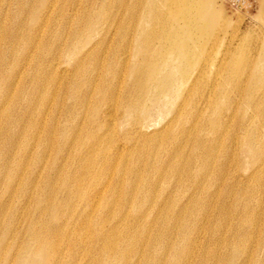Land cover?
<instances>
[{
  "label": "bare ground",
  "instance_id": "bare-ground-1",
  "mask_svg": "<svg viewBox=\"0 0 264 264\" xmlns=\"http://www.w3.org/2000/svg\"><path fill=\"white\" fill-rule=\"evenodd\" d=\"M0 1V264H235L264 230V41L226 43L221 0ZM111 9L119 39L86 42Z\"/></svg>",
  "mask_w": 264,
  "mask_h": 264
},
{
  "label": "rangeland",
  "instance_id": "rangeland-1",
  "mask_svg": "<svg viewBox=\"0 0 264 264\" xmlns=\"http://www.w3.org/2000/svg\"><path fill=\"white\" fill-rule=\"evenodd\" d=\"M81 1L83 2V4L82 5L79 4L80 6L78 5L80 7V12L78 15L79 17H81V14L84 11L85 4H86V0H81ZM221 1L223 2L224 13L230 22V26H228L226 28V32L228 31L227 37H225L226 43H229V41H230L229 39L231 37H229V35L231 34L230 32L232 31L231 27L235 24L234 22H238V20L241 19L243 22L240 26V38L247 37L250 35L249 39L247 37V40H248L247 46L249 48L248 50H250V52H248V54H250L252 56H256L259 53V51L261 50L260 49L262 47L261 44L264 41V32L261 30L260 24H259L260 12H261V4L259 3L260 0H241V1L236 0V2L230 1V0H221ZM244 1L247 4H243ZM0 5L2 8H4L7 4L0 1ZM7 10H8V6H7L5 11H7ZM66 13L69 15V17L71 19L73 16L76 15L75 10L74 11L70 10V3L67 5ZM112 13L113 12L111 9V14L104 20L106 23L103 21L102 22L103 24L102 23L98 24L99 26L98 25L96 26L97 28H95L94 32L87 39L86 42H88V40L98 41L101 38H106L109 41L110 40L116 41L119 39V37H118L119 35L117 33L118 23L123 21V14L121 11V14H119L118 19L116 21V19L114 18V14H112ZM113 18H114V20H113ZM25 22H27V24L28 23L29 24L23 29V31L21 33L22 36L23 35H25V36L29 35L27 30L30 27L31 19L28 17ZM80 23L82 24V22L78 23V21H76L75 26L76 27H78V26L83 27V24L81 25ZM104 24H105V26H104V28H102ZM111 26H112V28L110 29ZM115 27H117V28H115ZM12 30H13V28L10 27V25H8L6 27V32L3 31L4 37H6V36L10 37ZM102 31H103V33H102ZM256 32H257L258 36L256 35ZM0 33H1V31H0ZM259 36H261V37L259 38ZM260 41H262V43ZM238 42L240 43L239 40L236 41L235 46H238V44H239ZM260 45H261V47H260ZM20 119H21V117H20ZM21 121H22V119H21ZM15 123H19V122L17 121ZM117 131L119 132L120 130L117 128ZM50 162H52V160ZM18 177H20V179H24V180L34 179V176H32L31 174H29L27 176H23L21 174V172L16 174V180H18ZM9 188H10V186L8 184H7L6 188H3V196H1L0 199L4 200L7 196H9L7 194ZM58 191H59V189L55 192V194L57 193L60 195L61 193ZM28 202H29V200L26 198H19L16 201L17 209L18 210L20 209V212L17 213V215L19 217L20 224L16 226V227H19V230H20L19 233H20L21 238L18 241L19 245H22L24 242L28 241V239H29V236H28L29 225H28L27 215H25V213H24L25 208H29V206H30V204ZM263 204H264V202H263ZM82 205H83V203H82ZM128 210H129V208L126 207L123 211V214H127ZM143 211L145 212V211H147V209H144ZM246 212L249 213V216H258L259 214L264 213V208H262V210H260L257 206H255L253 204L250 208H248V210ZM233 222H235V220H233ZM261 222L264 226V220H261ZM242 235H247V239L249 236H250V238L248 240H246V242L243 244L244 246L241 245V247H239L238 256L235 259L234 263L235 264H264V248L260 254V261L258 263L254 262V259L251 258L252 255L255 254L256 251L258 250V248L260 247L258 244V240L259 239H260V241L262 239L264 240V230L262 231V233H260V232H258V230L254 231L249 227V228H247L246 232H244L242 230ZM210 245L208 248L211 250V249H213V246L210 247ZM232 252H234V250H232ZM222 254L225 255V256L223 255L225 258H228V252L227 251H223ZM243 259L246 261H244Z\"/></svg>",
  "mask_w": 264,
  "mask_h": 264
},
{
  "label": "built area",
  "instance_id": "built-area-1",
  "mask_svg": "<svg viewBox=\"0 0 264 264\" xmlns=\"http://www.w3.org/2000/svg\"><path fill=\"white\" fill-rule=\"evenodd\" d=\"M230 1H236V0H230ZM241 1V0H240ZM243 4H247L245 1L243 2ZM249 6V5H248Z\"/></svg>",
  "mask_w": 264,
  "mask_h": 264
}]
</instances>
